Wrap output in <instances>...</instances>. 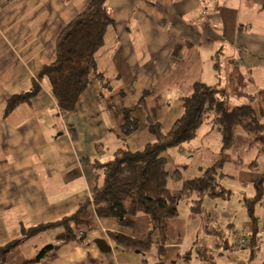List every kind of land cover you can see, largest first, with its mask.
I'll return each instance as SVG.
<instances>
[{
    "label": "crops",
    "instance_id": "0c3cea01",
    "mask_svg": "<svg viewBox=\"0 0 264 264\" xmlns=\"http://www.w3.org/2000/svg\"><path fill=\"white\" fill-rule=\"evenodd\" d=\"M91 1L0 0V245L21 238L22 224L73 212L96 186L89 161H108L123 146L143 149L155 138L147 128L149 116L170 130L196 82L227 86L233 101L252 99L264 123V0H109L115 24L108 28L96 57L111 88L105 90L94 80L77 111L63 113L50 81L40 78V72L56 61L61 32ZM35 83L39 91L7 113L9 100L30 91ZM127 108H135L133 115L141 122L128 138L121 131ZM213 128L202 127L197 136ZM202 146V141L190 143L168 154L179 158L189 152L195 157ZM210 152L208 164L200 162L197 169L213 165L216 152ZM134 220L133 227H125L115 218H100L87 243L66 244L39 264H143L139 253L122 248L110 235L117 231L145 239L147 217ZM251 225L252 220L235 229L232 243L237 231L250 230ZM187 228L185 219L171 221L167 252H157L153 264L185 263L181 251ZM52 236L48 231L19 244L8 254L9 263L18 264L16 258L34 249L37 254L52 243ZM100 239L110 249L101 248ZM202 244L208 245L199 241L197 247ZM228 245L224 244L225 251H235ZM209 246L215 252L213 244ZM257 253L248 261L257 263ZM187 254L193 262L192 252Z\"/></svg>",
    "mask_w": 264,
    "mask_h": 264
},
{
    "label": "trees",
    "instance_id": "16d2710c",
    "mask_svg": "<svg viewBox=\"0 0 264 264\" xmlns=\"http://www.w3.org/2000/svg\"><path fill=\"white\" fill-rule=\"evenodd\" d=\"M108 3L109 0H92L87 8L63 29L57 40L56 61L43 66L40 72V78L45 76L50 81L58 106L66 115L77 111L81 96L94 80H98L105 90L110 84L99 71L96 57L105 43L108 28L115 24V16ZM39 89V84L35 83L30 91L15 94L9 100L7 113L19 102L29 100ZM237 91L244 94V90L239 87ZM147 94L148 91L143 92L141 104ZM232 96L233 91L227 86L210 85L200 81L194 83L192 93L184 98L180 117L170 130H166L160 121H154L149 116L147 128L155 138L143 149L132 151L123 146L116 151L114 158L108 161H89L97 179L92 197L82 201L73 212L57 219L31 225L22 224L21 238L0 245V264H6L8 254L15 247L38 234L59 230L55 243L43 246L36 256L25 259L21 264H39L49 256L55 255L66 244L87 243L88 234L97 228V220L100 218H115L120 225L133 227L134 218L140 215L148 218L149 231L145 239L113 231L110 232L111 237L122 248L139 253L143 264H147V256L153 245L158 247L159 255L166 254L170 223L181 214V197L171 188V178L182 182L185 193L195 195L191 204L193 217L203 211L206 196L229 199L232 193L219 180L226 161L224 155L205 169L201 176L184 179L180 169L174 172L169 170V150L185 149L205 123L217 127L222 138L223 153L235 145L239 129L254 135L257 142L264 143V123L259 119L252 99L245 103H233ZM134 109L123 110L124 123L121 131L127 138L141 127L140 119L133 115ZM254 186L255 195L247 200L252 227L250 230L244 229L250 235L245 249L248 248L251 260L256 256L263 236L261 222L264 218H261L262 221L256 218L255 212L257 204L264 208V174L256 178ZM241 232L243 230L236 232L234 243H230L226 238L223 246L229 244L236 250ZM202 245L198 247L200 258L208 262L206 258L212 259L214 253L210 252L209 245ZM251 260L247 263L253 264ZM242 263L244 262L239 264ZM156 264L165 263L160 261Z\"/></svg>",
    "mask_w": 264,
    "mask_h": 264
},
{
    "label": "rangeland",
    "instance_id": "374dc122",
    "mask_svg": "<svg viewBox=\"0 0 264 264\" xmlns=\"http://www.w3.org/2000/svg\"><path fill=\"white\" fill-rule=\"evenodd\" d=\"M248 100L249 98H247V101ZM233 102L239 103L237 100ZM211 126V123H205L201 128L210 129ZM203 133V136H196L190 143H199L202 141L205 147L202 146V149L198 151L195 157L191 156L192 153L189 152H187L184 157L181 156L178 158L177 156H172L168 168L171 172L179 168L183 172V178L185 179L194 178L196 176H201L203 170L207 168L205 167L199 170L197 169V164L200 162L208 164L205 160L209 157L210 151H212V153L216 152V158L211 164L222 159L224 155L226 161L222 167L223 175L219 177V180L226 188L230 189L232 193L229 199L206 196L203 211L200 212L197 217H193L191 204L195 195L188 192L185 193L184 189H182V182L180 180H175L174 178L169 180L171 188L181 197V214L179 217L187 220L188 224L187 233L183 237L186 247L181 251V258L185 262L184 264H239V261L247 262L250 252H237L236 250L225 251L223 242L228 238L232 243L234 230H238L240 227L243 228L245 222H250L252 220L247 210V200L255 195L256 189L254 181L258 176L264 174V143L257 142L254 135L247 134L239 129L238 136L235 137V145L223 153L221 152L222 138L217 127L214 126L211 131L207 130ZM212 155H214V153ZM255 215H264V209L260 204L256 205ZM58 231V229L50 230V233L53 235L52 243L56 242L55 237ZM198 239L199 241L206 242L208 245L212 246L213 244L212 250L215 251L213 252L214 257L212 259L207 257L206 259L208 262L200 258V251L197 247V245H199ZM214 244L217 246H214ZM188 251L192 252L193 262L189 258L190 254H187ZM32 252L28 251L26 255H21V257L16 258L18 264L24 261L27 255H35L36 249ZM257 252L259 261L255 264H264V245L261 246ZM154 255L158 256L156 246H152L147 256L149 260L148 264H153L158 261V258L155 259ZM16 262L12 261L10 263L14 264ZM10 263L8 259L6 264Z\"/></svg>",
    "mask_w": 264,
    "mask_h": 264
},
{
    "label": "built area",
    "instance_id": "2783aa9c",
    "mask_svg": "<svg viewBox=\"0 0 264 264\" xmlns=\"http://www.w3.org/2000/svg\"><path fill=\"white\" fill-rule=\"evenodd\" d=\"M261 234L263 236H261L259 247L264 245V220L261 222ZM249 238H250V235L248 232L243 230V232L239 233V242L237 245L238 251H242L243 249H245L246 247L245 245L249 241Z\"/></svg>",
    "mask_w": 264,
    "mask_h": 264
},
{
    "label": "water",
    "instance_id": "95a60500",
    "mask_svg": "<svg viewBox=\"0 0 264 264\" xmlns=\"http://www.w3.org/2000/svg\"><path fill=\"white\" fill-rule=\"evenodd\" d=\"M98 243H99V246H100L101 248L105 249L104 246H107L108 249H110V247L107 245V243L105 242V240L100 239V240L98 241ZM242 264H249V263H242Z\"/></svg>",
    "mask_w": 264,
    "mask_h": 264
}]
</instances>
